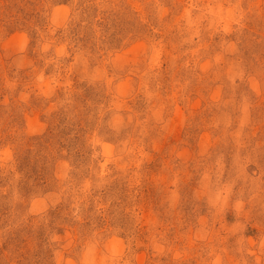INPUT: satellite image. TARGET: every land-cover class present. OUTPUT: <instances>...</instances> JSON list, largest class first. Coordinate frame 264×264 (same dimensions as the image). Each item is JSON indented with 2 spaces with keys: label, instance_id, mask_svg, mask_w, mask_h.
Returning a JSON list of instances; mask_svg holds the SVG:
<instances>
[{
  "label": "rangeland",
  "instance_id": "374dc122",
  "mask_svg": "<svg viewBox=\"0 0 264 264\" xmlns=\"http://www.w3.org/2000/svg\"><path fill=\"white\" fill-rule=\"evenodd\" d=\"M0 264H264V0H0Z\"/></svg>",
  "mask_w": 264,
  "mask_h": 264
}]
</instances>
